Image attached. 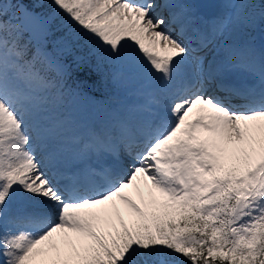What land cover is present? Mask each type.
I'll list each match as a JSON object with an SVG mask.
<instances>
[{
  "label": "snow or ice",
  "instance_id": "1",
  "mask_svg": "<svg viewBox=\"0 0 264 264\" xmlns=\"http://www.w3.org/2000/svg\"><path fill=\"white\" fill-rule=\"evenodd\" d=\"M216 5L0 0V264H264V0Z\"/></svg>",
  "mask_w": 264,
  "mask_h": 264
},
{
  "label": "rangeland",
  "instance_id": "2",
  "mask_svg": "<svg viewBox=\"0 0 264 264\" xmlns=\"http://www.w3.org/2000/svg\"><path fill=\"white\" fill-rule=\"evenodd\" d=\"M192 2L195 3L198 6V8H199V10H200L201 13L205 14L204 11H203V9H202V7L197 4V0H192ZM215 9H216V7H215ZM253 36L255 37V43L257 44V46H259V44L261 43V36H260V34L259 33H253Z\"/></svg>",
  "mask_w": 264,
  "mask_h": 264
},
{
  "label": "water",
  "instance_id": "3",
  "mask_svg": "<svg viewBox=\"0 0 264 264\" xmlns=\"http://www.w3.org/2000/svg\"><path fill=\"white\" fill-rule=\"evenodd\" d=\"M200 3H206L205 0H199ZM216 0H211L210 5L214 6ZM212 3V4H211Z\"/></svg>",
  "mask_w": 264,
  "mask_h": 264
}]
</instances>
